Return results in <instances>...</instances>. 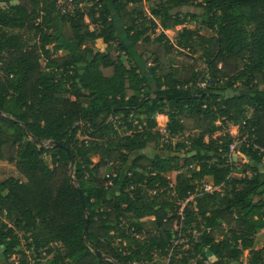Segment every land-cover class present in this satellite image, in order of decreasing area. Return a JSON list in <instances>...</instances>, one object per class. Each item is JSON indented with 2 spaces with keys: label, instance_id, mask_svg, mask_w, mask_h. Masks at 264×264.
Here are the masks:
<instances>
[{
  "label": "trees",
  "instance_id": "16d2710c",
  "mask_svg": "<svg viewBox=\"0 0 264 264\" xmlns=\"http://www.w3.org/2000/svg\"><path fill=\"white\" fill-rule=\"evenodd\" d=\"M13 1L0 0V264H231L244 251L264 264V0H158L143 22L128 8L141 0ZM232 145L244 162H228ZM207 178L221 195L201 192Z\"/></svg>",
  "mask_w": 264,
  "mask_h": 264
},
{
  "label": "rangeland",
  "instance_id": "374dc122",
  "mask_svg": "<svg viewBox=\"0 0 264 264\" xmlns=\"http://www.w3.org/2000/svg\"><path fill=\"white\" fill-rule=\"evenodd\" d=\"M15 3H17L16 0L12 2V4H15ZM157 3H158V0H141V2L139 4L129 5L128 8L141 11L142 18H140L139 22H143L144 18L145 19L152 18L151 15H150V10L153 7H155ZM71 5L72 4H71L70 0H60L59 1V7L61 9H64L65 7H67V10H70L71 9ZM91 5H92L91 3L85 4V6H84L85 11H88V9L90 8ZM2 7H5V5H2ZM180 11H182V12H191V13L197 12L193 8H187L186 10L185 9H180ZM154 20H155L156 23H158L157 19H154ZM88 21H89L88 18H85V22H88ZM193 26H195V25L194 24H185V27H191L192 28ZM144 27L147 29V34H150V28H151L150 23L145 22L144 23ZM195 28L198 30L199 34H201V35H204V36H211L212 35L206 29L199 28L198 26H195ZM180 30H181V27H174L172 29L166 30L165 33L167 34L169 39L172 42H174L175 38H176V36H177V34H178V32ZM117 31H118V36L121 39L126 40V37L123 34V27L122 26L121 27L120 26L117 27ZM158 33H160V29L159 28L155 30V34H158ZM151 36H153V35H151ZM91 45H92L91 43H87L86 44L87 47H91ZM95 48L99 49V50H102V48L100 46H96ZM179 52H180V50L178 49L175 52H173L171 55H169V59L175 64H178L179 61H180ZM57 54H60V52H57ZM134 55H137V54L135 53ZM135 59H136V61H138L140 63V66H141L142 70L146 73V65L149 66L151 64L150 59L147 58L146 64L144 62H142L137 56L135 57ZM147 77L149 79V82L151 83L150 77L148 75H147ZM151 87L153 88L152 83H151ZM237 90L242 91V89H239V88H237ZM155 120H156V128L163 131V129H165V125L167 123L166 122V118H161V117L158 118L157 117V118H155ZM227 131L232 137L237 138L238 135H237V127L236 126L230 125L228 127ZM182 138L183 137H176V138L170 139L171 145L174 146L175 144L180 143L182 141ZM44 146H47V144H44ZM150 151L151 150H146V153H150ZM178 155H179L180 158L183 159L184 157L188 156V153H186V151L183 150V151L179 152ZM231 160H232V162H234V161L244 162L245 161V159L242 158L238 154H233L231 156ZM186 168L187 167L183 166L180 169V172H186L187 171ZM9 172H11V169L8 167V165H6L3 162H0V180L6 178L7 175L9 174ZM235 176H239V174H233L232 175V177H235ZM171 179H173V176H171ZM202 183H211V180L209 178H207L206 180L203 179ZM217 192H218V194L221 195L223 193V190L219 189ZM184 203H185V201L180 204L179 212L182 210V207H183ZM145 218H147V217H145ZM145 218H143V219H145ZM263 245H264V230H261L260 232H258L255 235L254 247L259 248V247H262ZM247 256H248L247 251H244L242 256L240 257V259L237 262H234V263H231V264H246ZM157 258H158V261L160 262V264H165L167 262V260L165 258H159V257H157ZM209 260L212 261V260H214V258L212 256H209ZM34 261L36 262V264H48L45 259H38V260L34 259Z\"/></svg>",
  "mask_w": 264,
  "mask_h": 264
},
{
  "label": "built area",
  "instance_id": "2783aa9c",
  "mask_svg": "<svg viewBox=\"0 0 264 264\" xmlns=\"http://www.w3.org/2000/svg\"><path fill=\"white\" fill-rule=\"evenodd\" d=\"M155 118H157V116H156ZM158 131H159L161 134L165 135V129H163V131L160 130V129H158ZM233 154H234V152H233V145H232V146L229 147V155H228V162H229V163L232 162V160H231V156H232ZM200 190H201V192H203V193H213V192H215V191H218L219 188L213 186L212 183H203V184L201 185ZM200 190H199V191H200ZM192 200H193V196H190V197L185 201L183 207H184L188 202H190V201H192ZM183 207H182V208H183ZM181 211H182V210H181ZM181 211L178 213V215H181Z\"/></svg>",
  "mask_w": 264,
  "mask_h": 264
},
{
  "label": "crops",
  "instance_id": "0c3cea01",
  "mask_svg": "<svg viewBox=\"0 0 264 264\" xmlns=\"http://www.w3.org/2000/svg\"><path fill=\"white\" fill-rule=\"evenodd\" d=\"M157 117L166 118L163 115H157ZM166 122H167V118H166ZM142 227L145 231L154 230L156 228V225H155L153 218L147 217L145 219H142Z\"/></svg>",
  "mask_w": 264,
  "mask_h": 264
},
{
  "label": "water",
  "instance_id": "95a60500",
  "mask_svg": "<svg viewBox=\"0 0 264 264\" xmlns=\"http://www.w3.org/2000/svg\"><path fill=\"white\" fill-rule=\"evenodd\" d=\"M0 116H1V117H4V118H6V119H11V117H10L9 114L2 113L1 111H0ZM55 145L58 146L59 144H55ZM70 158H71V165H73L74 160H73V157H72L71 154H70ZM77 190H78V192H79V189H77ZM79 193H80V192H79ZM86 230H87V221H86L85 227H84V229H83V236H84V237H85V235H86ZM95 254H96V256L101 257V255H100L98 252H95Z\"/></svg>",
  "mask_w": 264,
  "mask_h": 264
}]
</instances>
